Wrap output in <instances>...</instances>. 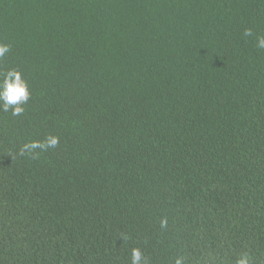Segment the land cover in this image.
<instances>
[{"label": "trees", "instance_id": "1", "mask_svg": "<svg viewBox=\"0 0 264 264\" xmlns=\"http://www.w3.org/2000/svg\"><path fill=\"white\" fill-rule=\"evenodd\" d=\"M259 35L264 0H0V264H264Z\"/></svg>", "mask_w": 264, "mask_h": 264}, {"label": "clouds", "instance_id": "2", "mask_svg": "<svg viewBox=\"0 0 264 264\" xmlns=\"http://www.w3.org/2000/svg\"><path fill=\"white\" fill-rule=\"evenodd\" d=\"M252 29H246L244 36H252ZM257 49L264 50V35L257 36ZM11 52V44L0 41V60ZM32 97L31 85L25 78L24 73L19 68H8L0 71V112L10 113L13 117L21 116L26 111ZM60 143V137L49 134L43 140H30L24 143L19 150V155H27L31 159H39L42 153L49 149L56 148ZM160 227H168V218L160 220ZM123 240L127 239L122 237ZM185 257L178 256L174 264H184ZM130 264H150L140 247H133L130 252ZM236 264H252V257L249 253H241L236 260Z\"/></svg>", "mask_w": 264, "mask_h": 264}]
</instances>
